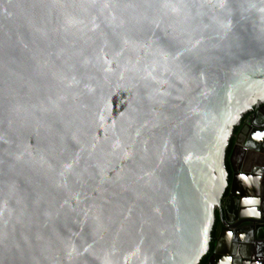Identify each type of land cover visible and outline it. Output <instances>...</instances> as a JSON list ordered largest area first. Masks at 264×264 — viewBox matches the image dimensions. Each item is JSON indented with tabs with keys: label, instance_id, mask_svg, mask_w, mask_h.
Listing matches in <instances>:
<instances>
[{
	"label": "water",
	"instance_id": "obj_1",
	"mask_svg": "<svg viewBox=\"0 0 264 264\" xmlns=\"http://www.w3.org/2000/svg\"><path fill=\"white\" fill-rule=\"evenodd\" d=\"M263 101L264 0H0V264H264Z\"/></svg>",
	"mask_w": 264,
	"mask_h": 264
},
{
	"label": "flooded vegetation",
	"instance_id": "obj_2",
	"mask_svg": "<svg viewBox=\"0 0 264 264\" xmlns=\"http://www.w3.org/2000/svg\"><path fill=\"white\" fill-rule=\"evenodd\" d=\"M261 132H264V101L255 104L251 110L243 115L239 124L234 127L233 134L227 147L226 165L229 171L230 186L227 194L225 195V200L229 198L230 191L234 186L233 183H236L234 191L235 196L241 197V193H246V190H244V186L246 185V181L248 179L247 176L250 172L248 161L246 160H248L251 155H247V153H245V150L243 149L245 145H243V143L246 142L245 139L246 137H249L250 134L260 135ZM251 157L259 161L260 163H264L263 152L254 153ZM261 178L263 180L264 173L262 174ZM227 233L229 232L227 231ZM215 242V232H213V237L210 243V250L207 253V255H209V258L214 253L213 251L215 250ZM220 250L222 252L220 254L217 253V255H224L225 248H222ZM207 263L208 261L206 262V264Z\"/></svg>",
	"mask_w": 264,
	"mask_h": 264
},
{
	"label": "trees",
	"instance_id": "obj_3",
	"mask_svg": "<svg viewBox=\"0 0 264 264\" xmlns=\"http://www.w3.org/2000/svg\"><path fill=\"white\" fill-rule=\"evenodd\" d=\"M208 258H209V255H206V256L202 259V261H201L200 264H206V262L208 261Z\"/></svg>",
	"mask_w": 264,
	"mask_h": 264
}]
</instances>
